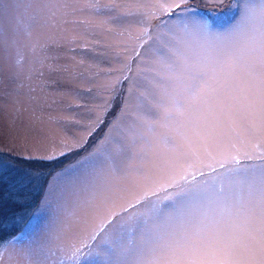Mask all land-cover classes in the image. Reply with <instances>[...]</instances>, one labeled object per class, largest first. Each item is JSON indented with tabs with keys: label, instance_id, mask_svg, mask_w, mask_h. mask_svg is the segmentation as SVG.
I'll list each match as a JSON object with an SVG mask.
<instances>
[{
	"label": "snow or ice",
	"instance_id": "snow-or-ice-1",
	"mask_svg": "<svg viewBox=\"0 0 264 264\" xmlns=\"http://www.w3.org/2000/svg\"><path fill=\"white\" fill-rule=\"evenodd\" d=\"M232 6L243 11L224 32L190 0H152L123 13L143 18L142 42L124 65L133 73L137 62L135 94L130 87L93 150L50 181L55 219L13 218L24 229L0 237V264H264V0ZM130 80L109 86L112 100ZM111 107L94 109L89 137ZM4 167L17 170L20 190L43 178L0 159Z\"/></svg>",
	"mask_w": 264,
	"mask_h": 264
},
{
	"label": "rangeland",
	"instance_id": "rangeland-1",
	"mask_svg": "<svg viewBox=\"0 0 264 264\" xmlns=\"http://www.w3.org/2000/svg\"><path fill=\"white\" fill-rule=\"evenodd\" d=\"M114 2V8L89 6L108 5L112 0H3L0 6V159L14 162L18 169L29 168L31 161L36 166L30 168L43 173V178L29 187L33 197L26 201L29 215L25 216V211V224L37 213L44 216V224L55 219L57 205L49 195L50 181L54 182L60 173L93 150L108 123L117 117L121 103L130 99V87L135 94L137 62H132L133 73H128L124 65L142 42L137 37L143 18L123 13L152 0ZM244 2L224 0L221 5L210 0H190L198 14L206 16L213 28L221 32L240 19L243 9L232 5ZM37 4L47 5L51 11L39 15L25 12L29 5L35 8ZM152 23L151 30L156 34L157 22ZM148 49V44L140 49L146 60L150 57ZM124 75L131 80L118 86L117 98L112 100L109 86ZM106 103L112 107L105 122L89 137L91 122L96 117L94 109ZM84 140L87 143L81 149L68 151L65 147V142ZM62 151L66 155L59 156ZM48 155L58 159H24ZM15 158L25 162H15ZM13 170L0 168V178L8 181L13 178L11 173L17 176V170ZM45 200L51 202V208L42 207ZM19 216L18 213L14 217ZM6 225L5 228L12 227L13 219ZM21 227L14 234L16 237L24 224Z\"/></svg>",
	"mask_w": 264,
	"mask_h": 264
},
{
	"label": "trees",
	"instance_id": "trees-1",
	"mask_svg": "<svg viewBox=\"0 0 264 264\" xmlns=\"http://www.w3.org/2000/svg\"><path fill=\"white\" fill-rule=\"evenodd\" d=\"M19 160L20 158L14 159L15 162H18ZM20 162L23 163L25 161L20 160ZM28 165L29 168H33L34 166H36L32 164L31 161L28 163ZM41 165L45 167L42 162ZM11 175L13 176V178L11 177L7 179L8 181H4L2 177L0 178V227L1 224L3 225L2 231L0 232V237H3L5 240L9 237H12V235L21 230V226L23 224H21V226L20 224H16L15 226L12 225V227L8 228H5V226H7L6 224H8V221L13 219L15 215H18V213L20 214L19 217H23L25 211L27 212L25 216L29 215L28 211L26 210L28 204L26 201H28L29 198L33 197L32 193L29 192L31 191V189L27 188L24 190H20L17 186V176H15L14 173H11ZM17 199H19L20 203H17ZM4 219L5 221H3Z\"/></svg>",
	"mask_w": 264,
	"mask_h": 264
}]
</instances>
